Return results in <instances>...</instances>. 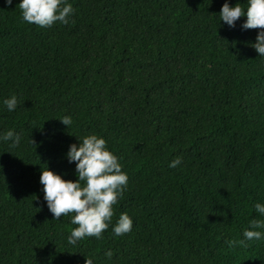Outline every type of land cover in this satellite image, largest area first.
<instances>
[{
  "label": "trees",
  "instance_id": "obj_1",
  "mask_svg": "<svg viewBox=\"0 0 264 264\" xmlns=\"http://www.w3.org/2000/svg\"><path fill=\"white\" fill-rule=\"evenodd\" d=\"M63 2L69 22L39 27L19 0H0V136L19 135L15 146L0 140V264H264V237L240 243L252 221L264 224L254 209L264 204L259 29L219 20L225 0ZM89 134L128 184L100 238L69 245L75 226L53 219L39 176L75 181L65 153ZM120 213L132 230L115 237Z\"/></svg>",
  "mask_w": 264,
  "mask_h": 264
},
{
  "label": "clouds",
  "instance_id": "obj_2",
  "mask_svg": "<svg viewBox=\"0 0 264 264\" xmlns=\"http://www.w3.org/2000/svg\"><path fill=\"white\" fill-rule=\"evenodd\" d=\"M11 0H5L10 4ZM21 18L28 24L39 27H51L54 23L67 24L73 13L70 4L63 0H19ZM244 16L241 23L242 30L259 29L256 42L251 47L264 58V0H246V7L241 8L239 3L229 6L227 0L221 6L219 20L229 28L235 27V21ZM2 106L8 112L17 107V98L12 95L2 101ZM63 125H70L71 119L64 116L59 119ZM0 140L11 141L10 146L19 143V135L9 130L0 136ZM79 144H71L65 157L69 163H75V181L65 180L61 174L54 173L48 168L43 169L39 176L42 185L43 199L48 211L54 220L61 216L70 215L72 227L66 240L69 245H75L85 237L100 238L102 232L109 227L113 216V206L117 203L128 184V176L121 170L118 157L106 147L102 136L89 134L77 139ZM181 163V159L169 162L168 167L174 168ZM255 212L264 216V204L256 203ZM132 219L127 213H120L111 231L115 237L122 236L132 230ZM264 224L254 220L250 229L242 231V240H260L264 233L258 230ZM232 246L233 241L227 242ZM111 258L112 252L105 253Z\"/></svg>",
  "mask_w": 264,
  "mask_h": 264
}]
</instances>
